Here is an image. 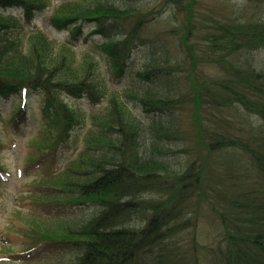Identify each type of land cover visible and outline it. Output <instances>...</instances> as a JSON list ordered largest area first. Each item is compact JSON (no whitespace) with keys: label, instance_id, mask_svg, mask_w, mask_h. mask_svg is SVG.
Returning a JSON list of instances; mask_svg holds the SVG:
<instances>
[{"label":"trees","instance_id":"1","mask_svg":"<svg viewBox=\"0 0 264 264\" xmlns=\"http://www.w3.org/2000/svg\"><path fill=\"white\" fill-rule=\"evenodd\" d=\"M235 5L0 0V96L39 90L53 123L45 141L60 148L89 121L82 150L46 188L98 210L44 234L32 227L29 249L75 250L49 264H264V4ZM49 9L70 39L25 31ZM88 24L100 42L80 52L73 41ZM138 49L145 57L132 63ZM67 96L107 105L80 114ZM204 207L218 222L210 244L192 221Z\"/></svg>","mask_w":264,"mask_h":264},{"label":"rangeland","instance_id":"2","mask_svg":"<svg viewBox=\"0 0 264 264\" xmlns=\"http://www.w3.org/2000/svg\"><path fill=\"white\" fill-rule=\"evenodd\" d=\"M52 1L58 5L67 0ZM199 1L207 9L212 7L219 9L221 14L234 10L232 7H227L223 11L225 3L228 2L240 7L250 4L248 8H252L255 4H264V0ZM236 5L234 6L235 10L237 9ZM3 10L12 11L16 15L22 12L20 7L1 8V11ZM51 14L52 9L37 14L32 22L24 23L25 31L29 32L38 28L52 39L59 41L70 39L71 30H57L51 25L49 20ZM166 18V15L161 17L163 21ZM94 27L95 24L86 25L80 38L73 41L78 51H91L90 49L95 48V45L100 42L98 35L89 36ZM144 57L143 50L138 49L135 51L132 63L140 64ZM255 57L264 61V51L257 53ZM99 71L107 77L110 74L104 56H99ZM208 71L214 75L219 72V69L211 66ZM127 80V76H125L117 83L119 85L126 84ZM67 100L80 114L99 112L107 105L106 102L93 105L87 96L82 98L67 96ZM43 105L44 96L39 90H29L26 96L20 94L0 96V264H49L61 258L72 257L75 250L57 252L51 248L45 250L43 246L29 249L32 242L37 241V238H29L25 235L33 232V228L40 234L47 233L46 229L49 224L74 220L75 217H89L98 210V206L93 203L73 206L74 202L71 200L76 198H71L74 194L70 191L46 188L50 184L47 176L53 175L54 177L63 171L82 150L83 138L89 121L86 116L83 124L87 125L74 127L68 144L60 148L56 141L55 143L45 141L50 136L48 128L53 123H50V120L46 118ZM141 112L143 109H140ZM55 186L61 187V184ZM211 214L208 207H204L196 210L192 215V221L197 225L196 235L201 243L210 244L216 234L215 223L218 222L213 217L214 214ZM135 222L137 220L133 216L132 223ZM57 235H61V233L58 232ZM141 261L138 264H141Z\"/></svg>","mask_w":264,"mask_h":264}]
</instances>
